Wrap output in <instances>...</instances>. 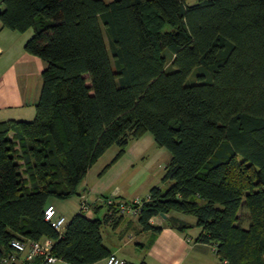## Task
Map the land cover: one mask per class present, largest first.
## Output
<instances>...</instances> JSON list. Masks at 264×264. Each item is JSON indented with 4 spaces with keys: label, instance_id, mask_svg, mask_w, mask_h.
<instances>
[{
    "label": "trees",
    "instance_id": "obj_1",
    "mask_svg": "<svg viewBox=\"0 0 264 264\" xmlns=\"http://www.w3.org/2000/svg\"><path fill=\"white\" fill-rule=\"evenodd\" d=\"M189 1L1 0L2 27L31 30L25 51L47 67L35 118L0 122V258L15 238L47 237L67 264L106 259L120 202L62 235L44 210L149 133L170 153V186L142 201L143 229L165 215L184 231L169 215L194 216L222 264H264V0Z\"/></svg>",
    "mask_w": 264,
    "mask_h": 264
},
{
    "label": "crops",
    "instance_id": "obj_2",
    "mask_svg": "<svg viewBox=\"0 0 264 264\" xmlns=\"http://www.w3.org/2000/svg\"><path fill=\"white\" fill-rule=\"evenodd\" d=\"M32 34L31 30L21 33L3 28L0 22V122L8 120L32 121L35 118V107L39 101L43 84L42 74L47 64L43 59L25 51V43L31 38ZM150 135L147 133L144 137H151ZM111 178H113V175H111ZM109 185V181L99 180L94 189L90 191H88V188L83 189L81 196H84L90 205V210L87 213L82 212L83 214L89 218H101L100 214L103 210L104 213L106 211L105 214L103 213L105 217L108 208L104 207L102 202L105 200V193L108 191ZM118 193L119 189L116 192L112 190L109 198L113 199L118 196ZM81 203L77 213L81 212ZM51 204L55 205L54 203ZM75 215H72V217ZM126 215L129 217L126 231L129 230L131 223L135 221L138 225L136 227L138 230L135 233L138 234L139 232L143 236L147 235L145 236L147 241H135V237L130 236L120 246L108 245L102 235L103 243L111 254H115L125 262L130 264H222L216 255V246L199 242L197 239L201 229L196 226L195 222L182 220L179 213H171L169 216L175 217L189 226H194V235H189L186 229L179 231L169 227L166 218L161 216L150 220L151 225L162 227L159 232L144 230L138 217L130 214H125L120 218L118 224L113 226L115 229L119 227ZM68 220L70 221V219ZM60 262L67 264L63 261ZM101 263L105 264V259L94 264Z\"/></svg>",
    "mask_w": 264,
    "mask_h": 264
},
{
    "label": "rangeland",
    "instance_id": "obj_3",
    "mask_svg": "<svg viewBox=\"0 0 264 264\" xmlns=\"http://www.w3.org/2000/svg\"><path fill=\"white\" fill-rule=\"evenodd\" d=\"M195 1L196 0H190L189 2L194 3ZM164 56L168 61L167 70H170L172 54L170 52H166L164 53ZM192 81H194L193 78L191 79V82ZM150 136L153 137L152 135ZM151 137L143 136L140 139L132 140L126 148L124 154L116 160L114 159L119 153L120 148L116 145L112 146L89 169L88 177L85 178L80 185L77 195L65 200L51 198L50 202L54 203L59 211L64 214L67 219L71 220L72 215H75L80 209V196L83 189L88 188V191L94 189L99 180L110 182L109 189L105 193L106 198L104 197L105 200L102 202L104 207H106L105 201L111 196L110 193L112 190L116 192L117 189H119L118 196H115L113 199L123 203H132L136 200L142 202L148 197L149 192L153 187H160L163 191H165L170 186V182L163 183L162 177L165 174V167L170 160V153L166 149L159 147ZM111 175H113V178H111ZM103 213L104 211L102 210L100 219L104 218L103 215L106 211L104 214ZM179 215L185 222L196 223L197 221L194 216ZM128 221L129 217L126 215L124 220L116 229L113 225L103 224L102 235L106 244L120 246L127 241L130 236L135 237V241H147V237H145L147 235L143 236L142 233H135L138 230L136 228L138 225L135 221L131 223L129 230L126 231ZM193 227L194 226H190L186 229V232L189 235L193 234ZM57 264L64 263L58 262Z\"/></svg>",
    "mask_w": 264,
    "mask_h": 264
},
{
    "label": "built area",
    "instance_id": "obj_4",
    "mask_svg": "<svg viewBox=\"0 0 264 264\" xmlns=\"http://www.w3.org/2000/svg\"><path fill=\"white\" fill-rule=\"evenodd\" d=\"M112 198L105 201L106 206L114 204ZM142 202L136 200L132 203L120 202L118 206L119 215L124 216L130 214L138 217L139 208ZM90 210V205L87 200L82 196L81 211L87 213ZM44 219L50 226L62 235L69 223V220L61 214L55 205L50 204L44 210ZM54 241L50 238H43L41 240H30L15 238L11 240L9 248L11 252L0 258V264H57L61 261L60 258L53 254ZM105 264H129L124 260L117 257L115 254H110L105 259Z\"/></svg>",
    "mask_w": 264,
    "mask_h": 264
},
{
    "label": "water",
    "instance_id": "obj_5",
    "mask_svg": "<svg viewBox=\"0 0 264 264\" xmlns=\"http://www.w3.org/2000/svg\"><path fill=\"white\" fill-rule=\"evenodd\" d=\"M1 12H2V8H0V14H1ZM162 217L166 218V216H165V215H162Z\"/></svg>",
    "mask_w": 264,
    "mask_h": 264
}]
</instances>
